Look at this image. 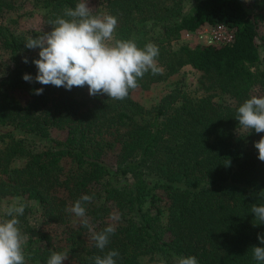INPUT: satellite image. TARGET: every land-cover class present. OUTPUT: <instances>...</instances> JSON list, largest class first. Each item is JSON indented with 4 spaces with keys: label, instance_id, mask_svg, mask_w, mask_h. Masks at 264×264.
<instances>
[{
    "label": "trees",
    "instance_id": "trees-1",
    "mask_svg": "<svg viewBox=\"0 0 264 264\" xmlns=\"http://www.w3.org/2000/svg\"><path fill=\"white\" fill-rule=\"evenodd\" d=\"M30 1L43 10L50 32L51 22L70 19L65 9L81 0H0V49L9 59L0 72V201L27 198L43 224L64 229L58 243L30 222L31 209L18 216L29 236L27 264H47L54 252L68 254L64 264H95L109 251L119 252L117 264H177L189 256L199 264H264L252 250L264 247L257 239L264 224L251 212L264 205V162L254 147L264 133L236 120L254 89L264 90V0H254L257 12L243 0H104L93 15L117 18L115 40L159 49L160 72L138 78L137 89L186 66L203 74L202 95L176 88L151 109L133 98L136 89L118 101L89 95L87 85L69 91L25 82L23 75L36 76L32 61L39 59V49L25 43L43 33L17 35L3 18ZM219 24L234 30L233 43L173 48L184 32ZM40 88L43 94L35 95ZM52 130L65 139L38 152L16 136L50 139ZM111 153L115 165L106 161ZM17 159L25 162L16 166ZM84 195L92 197L84 204L89 227L69 211ZM109 225L116 231L101 252L92 236Z\"/></svg>",
    "mask_w": 264,
    "mask_h": 264
},
{
    "label": "clouds",
    "instance_id": "clouds-1",
    "mask_svg": "<svg viewBox=\"0 0 264 264\" xmlns=\"http://www.w3.org/2000/svg\"><path fill=\"white\" fill-rule=\"evenodd\" d=\"M64 15L70 19L58 17L51 22L54 27L50 32H43L36 38L29 37L25 43L28 49H39V59L32 61L37 74L35 77L23 75L25 82L63 87L69 91L73 87L87 85L91 96L106 94L111 99L122 101L129 96L130 90L139 87L138 78H143L149 71L152 74L160 72L156 63L158 47L148 43L140 49L132 40H115L117 18L93 15L88 0H82L75 9H65ZM23 63H29L28 59L25 58ZM43 91V88L36 89L34 94L42 95ZM236 120L244 129L264 133V97L253 96L246 100L238 108ZM254 147L258 150V159L264 162V137ZM91 201V196L84 195L69 209L82 218L85 227L89 224L84 204ZM24 211L23 203H14L5 209L9 219L0 221V264H27L24 247L29 236L20 231L17 218ZM251 212L260 224H264V205H252ZM119 218L115 213L110 215L113 221ZM115 231V226L109 225L95 233L92 236L95 247L103 252ZM257 239L264 245V235H258ZM252 250L254 259L264 262V247H253ZM118 256V251H109L103 257H94L95 264H117ZM67 259V253L54 252L47 264H64ZM177 264L199 262L195 256H189L177 258Z\"/></svg>",
    "mask_w": 264,
    "mask_h": 264
},
{
    "label": "rangeland",
    "instance_id": "rangeland-1",
    "mask_svg": "<svg viewBox=\"0 0 264 264\" xmlns=\"http://www.w3.org/2000/svg\"><path fill=\"white\" fill-rule=\"evenodd\" d=\"M246 6L251 10L257 12L258 8L256 7L254 0H243ZM82 2V0H81ZM104 4V0H88V6L93 10H101V5ZM103 8V7H102ZM103 12V9L102 11ZM264 15V13H263ZM4 24L9 26L17 35H32V34H41L45 31L43 24V10L38 7L33 2L26 3L22 8L13 13H7L4 18ZM260 36H264V19L259 25ZM199 30L204 32V38H199L193 36L191 39L185 37V32L182 35L180 41H175L173 43V48L178 49L180 45H189L190 47H196L198 45H208L209 36H210V27H203ZM261 44V41H260ZM261 54L264 56V49H261ZM9 64V59L6 53L0 49V72H2L5 66ZM202 76L203 74L194 69L191 66L184 67L179 73L171 76L168 80L157 83L151 86L148 90L136 89L133 92V98L142 104L145 108L151 109L154 106L159 105L162 98L168 93L173 91L176 88L181 89L185 92H191L196 95H202ZM264 97V90L260 88H255L252 97ZM230 104H233V101H228ZM0 131L4 132V130ZM25 146L33 152H38L44 149H47L52 143L53 140H63L66 137V133L58 130H52L50 139H42L40 137L16 134ZM117 160L116 154L111 153L106 157V161L110 165H115ZM24 159H17L14 165H22ZM65 165L69 166V162L66 160ZM14 203H23L26 209H31L29 213V219L32 224H36L41 230L50 233L53 237L56 238L58 243H62L64 237V229L59 226L54 225H45L41 220V214L37 207L33 206L31 202L27 201V198H7L0 201V221L4 220L5 209L7 206H10ZM25 212V211H24ZM161 223L165 224V215L161 217ZM67 264H75L73 262H66Z\"/></svg>",
    "mask_w": 264,
    "mask_h": 264
},
{
    "label": "built area",
    "instance_id": "built-area-1",
    "mask_svg": "<svg viewBox=\"0 0 264 264\" xmlns=\"http://www.w3.org/2000/svg\"><path fill=\"white\" fill-rule=\"evenodd\" d=\"M210 36L208 45H227L231 44L235 40V32L233 29L229 28L226 25L219 24L217 26H210ZM204 32L202 30H196L194 32H185V37L191 39L193 36L199 38H204Z\"/></svg>",
    "mask_w": 264,
    "mask_h": 264
},
{
    "label": "crops",
    "instance_id": "crops-1",
    "mask_svg": "<svg viewBox=\"0 0 264 264\" xmlns=\"http://www.w3.org/2000/svg\"><path fill=\"white\" fill-rule=\"evenodd\" d=\"M206 27H210V26H206Z\"/></svg>",
    "mask_w": 264,
    "mask_h": 264
}]
</instances>
